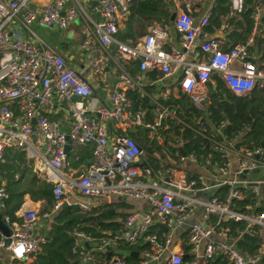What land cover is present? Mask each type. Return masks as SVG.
<instances>
[{
  "label": "built area",
  "instance_id": "1",
  "mask_svg": "<svg viewBox=\"0 0 264 264\" xmlns=\"http://www.w3.org/2000/svg\"><path fill=\"white\" fill-rule=\"evenodd\" d=\"M134 1L0 0V163L8 148L25 151L27 158L34 161L35 172L45 174L46 180L54 184V212L65 203L77 204L83 211H89L112 195L141 199L149 204L148 212L129 213L119 232L96 238L76 230L73 252L84 264H99L100 254L122 244L130 247L149 244L150 248L140 252L143 258L138 263L115 258V264H196L198 259L211 260L219 256H224L228 264H264V212L256 211V205L243 209L237 204L249 191L256 196L259 194L258 186L241 177L246 171L264 169L263 148L234 149L233 143L231 147L224 145L220 134L203 127L201 134L210 145L225 151L223 157L227 160L218 171L226 174L234 156L239 160V170L235 179L223 180L229 186L224 198L213 196L203 202L202 220L189 226L188 244L194 257L185 262L182 253L169 248L171 233L152 231V223L156 220L169 230L185 225L196 208L191 193L209 187L206 177L190 175L186 168L177 165L144 167L142 146L125 133L113 135L106 122L113 120L122 131L146 126L150 137L164 146L160 133L163 120L175 114L161 108L157 119L145 124L141 114L131 111L133 100L128 91H137L145 97L143 73L158 69L167 77L181 70V87L202 112L207 111V83L215 72L234 94L249 96L256 86L264 88V68L258 66L250 52L253 38L224 50L221 41L207 29L210 15L196 21L191 15L192 0H165L176 8L174 26L181 36V47L165 46L168 32L160 25L150 27L142 41L131 46L118 40L116 35L121 19L128 15ZM246 2L229 0L232 13L243 11ZM263 12L264 1L257 0L253 13L255 24L261 21ZM36 19L49 28L70 29L75 24L80 25L84 35L81 49L91 60L89 77L36 37L30 28ZM200 38L203 41L196 49ZM114 44L116 52L113 54L110 48ZM191 50H194L192 60L187 58ZM133 60L141 62L136 76L124 66V62ZM234 62L242 64V68H233ZM110 69L117 73L118 83L113 82ZM172 85L166 90V96L171 94ZM98 88L107 91V103L91 98L99 94ZM75 96L80 100H75ZM58 107L72 118L68 132L54 118ZM204 124L201 122L202 126ZM67 145H70L69 153ZM85 148L93 153L94 162L79 173L80 169L72 165L68 155L72 153L77 161L80 150ZM177 155L179 161L190 158L202 164L193 154ZM154 178L161 182L152 183ZM7 198V190L1 186L2 214ZM18 215L21 221L12 222L9 215L3 214L13 231L7 247L14 261L32 263L48 241L47 236L36 234L35 230L50 212L29 208ZM227 220L247 222L246 231L260 238L261 249L257 255L237 248L230 239L229 229L220 228ZM3 246H6L5 237L0 241V248Z\"/></svg>",
  "mask_w": 264,
  "mask_h": 264
},
{
  "label": "trees",
  "instance_id": "2",
  "mask_svg": "<svg viewBox=\"0 0 264 264\" xmlns=\"http://www.w3.org/2000/svg\"><path fill=\"white\" fill-rule=\"evenodd\" d=\"M256 1L257 0H247L243 11L236 13L235 16H229L230 11L227 9L229 0H220L217 10L215 11V16L213 17V21L216 25L213 26H221V20L227 18L228 24H234L242 31L238 39L239 41L236 43H245L251 36L255 25L253 19L255 8H253V4ZM175 10L176 8L173 3L165 0H135L127 15L126 25L124 28H120L117 38L134 46L138 43V39L148 32L151 21L158 20V22L170 24L172 13ZM261 20L264 22L263 14ZM211 27L212 25L209 26V30H212ZM234 46H236V44ZM259 51L262 53V61L264 62V38L259 42ZM140 64L141 62L139 60H135L131 63V65L134 66L133 69H130L132 74L140 71ZM217 82V93L210 99L211 104H209V118L213 126L209 125L206 120H201L199 122H194L192 120V117L197 115L187 110V108H189L187 96H183L180 100L174 99L173 97L168 99L167 106L169 110L175 114L177 119H182L188 124L184 127L181 136H170L169 130H162L161 132L162 135L167 138L168 142H166L165 145L174 160L179 161L177 153L181 155V148H183L186 156H190L191 154L195 155L203 164L207 165L209 169L213 167L218 169L226 162L227 158L223 157L225 151H220L211 146L201 134V132H203V127H206L208 132H217V130H220L224 138L223 144L231 147L230 143H233L234 149L238 150L242 147L251 150L258 147L264 149V88L256 86L250 96L245 97L242 101H238L235 94L227 87L222 78L218 77ZM128 95L133 100L131 111L137 114L138 107L140 105L145 106L148 97H142L138 92L132 90L128 91ZM182 109L184 111L186 109V115L181 113ZM153 121L154 120H152V122ZM201 122L205 123L204 126L201 125ZM173 123H175L173 120H169V124ZM117 133H125L135 139L144 149H147L149 153L151 143L153 145L155 143V140L150 137V130L146 127H139L135 133H130L129 130L122 131L118 129ZM181 142L183 143L182 147L179 146ZM209 156L210 158L208 160ZM68 157L72 165L80 169L79 173H82L84 169L90 167L94 162V155L88 148L80 150V158L77 161H75V156L72 153H70ZM33 164V160L27 158L25 151H19V149L16 148L6 149L4 159L0 163V187L4 186L8 193L3 214L9 215L12 222L21 221L18 211L22 208L25 196L28 194L33 201L44 202L43 212H50V216L45 220L44 227L46 231L44 234H46L48 241L43 245L42 252L36 256L35 261L32 263L22 261H16L15 263L84 264L73 252L75 247V231L81 230L88 235L101 238L107 236L109 234L107 233L108 231L112 233L119 232L123 229L124 224L116 221V215L111 213L105 205L99 208H92L89 211H83L79 205L72 204L54 212V184L39 177L32 170ZM161 164V159L153 158L143 166L146 167L149 165L153 168L172 166V164H165L164 166H161ZM261 171L264 172V169ZM262 177L264 180V173ZM241 178L248 180L246 174H243ZM228 191L229 186L224 185L220 188L216 196L218 195L217 197L224 198ZM256 201V195L251 194L249 191L247 196L243 200L238 201L237 204L245 209V207L249 205L255 206ZM255 210L264 212V205L262 204L256 207ZM127 215H122L123 219H125ZM214 221H216V218H214ZM220 228L229 229L230 238L233 240L237 239L236 246L240 250L248 251L253 255L259 253L261 249L260 238L246 231V221L227 220L220 225ZM154 229L155 228H152V231H154ZM2 238L3 236L0 233V241ZM127 247L130 249L135 248L139 252H142L149 249L150 245L143 244ZM106 254L107 253H104V255ZM218 258L219 257H215L211 259L210 262L214 263V261H219ZM128 262L138 263L140 259L131 256Z\"/></svg>",
  "mask_w": 264,
  "mask_h": 264
},
{
  "label": "crops",
  "instance_id": "3",
  "mask_svg": "<svg viewBox=\"0 0 264 264\" xmlns=\"http://www.w3.org/2000/svg\"><path fill=\"white\" fill-rule=\"evenodd\" d=\"M219 1L220 0H192V2H191V15L196 21H200L201 18L205 15H210V17H209L210 21H209V25H208L207 29L209 30V26L212 25V27H211L212 30L211 29L209 30L211 35L218 38L221 41L222 49L228 50L232 46H234L235 44L236 45L239 44L236 42L239 41L238 39H239L240 33L242 31H241V29L237 28L234 24L233 25L228 24L227 18H223L221 20L222 21L221 26H219V27L213 26V25H216L215 22L213 21V17L215 16V11L217 10V6H218ZM227 7H228L227 8L228 11H230L229 16H235L236 13H232V11L229 7V3L227 5ZM263 16H264V12H263ZM94 17L97 20L99 19V17L97 15H94ZM221 17H223V16H221ZM126 20H127V16L123 17L121 19L120 28L125 27ZM150 24H151L150 27H152L153 25H160L161 27L166 29V31L168 32V39L166 41L165 46L167 48H169L170 46H175L178 48L181 47V44H180L181 36L174 26V21H171L170 24H166V23L158 22V20H153V21H151ZM150 27L148 28V32H149ZM120 28H119V30H120ZM146 34L143 35L142 37H140L137 42L142 41V39L146 36ZM77 36L81 37V41L78 43H74L73 41L77 38ZM116 37H117V35H116ZM250 38H253V43L251 45L250 52L256 57L255 61L258 64V66L264 68V62L262 61V53L259 51V42H260V40H262L264 38V22L262 20L258 24L254 25V28L252 30V33H251V36L249 37V39ZM83 39H84V35L81 32L80 25L79 24L73 25L70 28V31L68 32L67 38L65 39V41H63L62 45L59 47V50H60L59 53H61L67 59V62L71 66L75 67L76 69H78L80 71L87 72V64H90V67H91V60H90V58H88L85 55V53L81 49V43H82ZM118 40H120V39H118ZM202 41H203L202 38H200L197 41L196 49L200 48V44L202 43ZM47 44H49V43H47ZM110 51H111V53L114 54L116 52V47L112 45L110 48ZM193 54H194V50H191L190 52H188L187 58L192 60ZM132 62H134V60L124 62L125 68L130 73H131L130 69H133V67H134L133 65H131ZM232 67L235 69H241L242 64H240L239 62H234L232 64ZM109 72H110V75L113 79V82L118 83L119 78H117V73L112 69H110ZM139 72H137L135 74L131 73V75L136 76ZM143 75L144 76L142 77V85H143V88L146 92V96L148 98H147L146 105L145 106L140 105L138 107L139 109L137 110L136 113L141 114L142 118L144 119L145 124H147V123L152 122V120H156L158 115H159V112L162 111L163 108L169 109V107L167 106L168 105V99L173 97L174 99L180 100L183 96H187V95L184 93V91L181 87V83H180L181 78H182V71L181 70H179L175 75L170 76V77L165 76L163 74V72L161 70H158V69L157 70H151V71L150 70L145 71L143 73ZM218 77L222 78V76L219 73L215 72L213 74L212 80L207 83V89L209 92V102L207 104V111L196 112L195 110H193L191 108L192 101L187 96V101L189 102V104H188L189 108H187V110L189 112L190 111L194 112L195 115H197V116L192 117V120L194 122L206 120L209 125L213 126L211 123V119L209 118L210 117L209 104H211L210 99L217 93V87H218L217 78ZM223 81H224V79H223ZM170 84H173L172 85L173 87L171 88V94L169 96H166L165 92L168 89ZM235 96H236V98L238 97L236 94H235ZM245 97H247V96H243V99ZM91 98H98L99 103H103V102L107 103V96H106V98H104L100 94V92H99V94H94L93 97H91ZM242 100H240V101H242ZM181 113L186 115V109H185V111L182 109ZM54 118L58 119L61 122V127L64 131L68 132L70 130L72 118H71L70 114L66 110H64L62 107L57 108V111L54 115ZM169 120H171V121L173 120L175 123L179 122L180 123V129L183 131H184V127L187 126L188 124L182 119H179V118L177 119L176 116L175 117L168 116L163 120V130H169L170 136H172V135L181 136L182 134L178 135L176 132H174L173 130L170 129L175 123L169 124ZM106 122H107V125L109 126L112 134L113 135L117 134V130L120 128L115 125L114 121L113 120H107ZM140 127H146V126H140ZM138 128H136V131ZM183 131H182V133H183ZM161 132L162 131H160V133ZM217 132L219 134H221L220 130L219 131L217 130ZM161 135H162V133H161ZM163 137H164V141L166 144V142H168L167 138L165 136H163ZM182 144L183 143L181 142L179 144V146L182 147ZM161 148L167 149V146L166 145L160 146L159 144H157L156 141H155L154 145L151 143L149 158L147 157L146 159H143L141 157L142 163L145 164L146 162H149L153 158H156V159L158 158V159H161V161H162L161 166H164L165 164L177 165V166L186 168L189 171L190 175H196V176L197 175H204L206 177V180H207L208 185H209V187L206 190H195V192L191 193L192 197L196 200V208H195V211L192 214L191 218L188 220V222L185 225L176 226L172 230L164 231L162 229V226L156 220L152 223V228H155L154 229L155 232H158L159 234H163L165 232L171 233V244L169 247L170 250L182 253L185 262H189L194 257L190 251V247L188 244L189 226L195 222L202 220V214L204 211L203 202H207L213 196H216V194L220 191V188H222L225 185L224 184L225 180H233L237 177V173L239 170V160L235 156L232 157L230 160L231 165H230L229 171L226 174H222L221 172L218 171V169H216V167L209 169L207 165H205L203 163L202 164L197 163L193 159H190V158L185 160V161L173 160V162L172 161H165L163 163L164 158L161 157L160 154L157 155V150L161 149ZM33 163H34V161H33ZM33 166H34V164H33ZM33 166H32L33 169L32 168L31 169L35 172ZM261 170H263V169H261ZM261 170H258V171L255 170L252 172H248L247 174L245 173L248 176V181H251L253 184H255L256 186L259 187V194L256 196L257 197V201H256L257 207L261 206L262 204L264 205V182L261 181V180H263L262 174L264 172H262ZM35 173L39 177L41 176L37 172H35ZM158 181L161 182L157 178H154L151 180L152 183H157ZM76 200H78V199H76ZM102 205H105L106 208L111 213L116 215V219H115L116 221L122 222L123 224H124V219H123L122 215H127L133 211L148 212L150 210L149 204L144 200H141V199L128 200V199L123 198L119 195H112L110 198L103 199L102 201H99L93 208H99ZM29 208L37 209V210L43 212L42 210L44 209V202L43 201H37V202L33 201L31 199V196L28 194L25 196V201L22 205V208L18 212L21 215L22 211L29 209ZM44 227H45V219L40 221L37 229L35 230V233L46 236V234H44L46 232ZM161 231H162V233H161ZM107 233L112 234L111 231H108ZM230 239L236 245L237 239L236 240H233L232 238H230ZM205 245H206V243H204L202 247L204 248ZM135 252L138 253L137 256L133 255V253H135ZM168 254H169V252L167 251L165 253L164 257L166 258L168 256ZM131 256L135 257L137 259H140V260L143 258L142 254L138 250H136L135 248L130 249L127 246H125L124 244H122V245L111 248V250L109 252H107L106 255H104V253L100 254L99 255V258H100L99 264H115V258H122V259L129 261V257H131ZM218 260L219 261H214V263H213V262H210V260L198 259L196 264H228V261L224 256H219ZM15 262L16 261H14L11 257V252L8 249V247L7 246L1 247L0 248V264H16ZM149 264H157V263L156 262H150Z\"/></svg>",
  "mask_w": 264,
  "mask_h": 264
},
{
  "label": "rangeland",
  "instance_id": "4",
  "mask_svg": "<svg viewBox=\"0 0 264 264\" xmlns=\"http://www.w3.org/2000/svg\"><path fill=\"white\" fill-rule=\"evenodd\" d=\"M30 28L35 33L36 37L41 39L44 42L49 43L50 46H52L57 52H60L59 47L62 45L63 41L68 36V32L70 29H60V28H49L41 25L38 21V19L34 20L30 24ZM81 41V37L77 36V38L73 41L74 43H78ZM86 76L89 77L90 73V64H87V72ZM160 154L161 157H163V163L165 161H172L174 158L171 156L169 151L166 148H161L157 150V155ZM150 153L147 151V149H144L142 158L146 159L149 158ZM42 176V177H41ZM41 178L46 179L45 174H41Z\"/></svg>",
  "mask_w": 264,
  "mask_h": 264
},
{
  "label": "water",
  "instance_id": "5",
  "mask_svg": "<svg viewBox=\"0 0 264 264\" xmlns=\"http://www.w3.org/2000/svg\"><path fill=\"white\" fill-rule=\"evenodd\" d=\"M253 8H255V3L253 4ZM176 17H177V13L176 12H173L172 13V16H171V21H175V19H176ZM113 46H115L116 47V45L114 44ZM140 60H142V58H140ZM115 81V80H114ZM99 92H100V94L104 97V98H106V96H107V91H105V90H99ZM75 98V100H80V97L79 96H75L74 97ZM243 99V96H238L237 97V100L238 101H240V100H242ZM191 108L193 109V110H195L196 112H198L199 110L197 109V107L192 103V105H191ZM99 116V115H98ZM171 130H173L174 132H176L178 135H181L182 134V131L183 130H181L180 129V123L179 122H176L171 128H170ZM129 132L130 133H135L136 132V128H134V127H132V128H130L129 129ZM219 139L222 141V140H224V138H223V136L220 134L219 135ZM208 147H209V145H208ZM141 149L144 151V148L143 147H141ZM69 150H70V145H67L66 146V152L67 153H69ZM181 153H182V155L183 156H186L185 155V152H184V150H183V148H181ZM246 174L248 173L247 171L245 172ZM70 204L69 203H65L64 204V207H67V206H69ZM162 226V229L164 230V231H169V229L166 227V226H164V225H161ZM0 233L5 237V239H6V246H9V244L11 243V235H12V233H13V231H12V229H11V227L9 226V224L8 223H6L5 222V220H4V218H3V214L0 212ZM137 252H135V253H133V255L134 256H137Z\"/></svg>",
  "mask_w": 264,
  "mask_h": 264
}]
</instances>
